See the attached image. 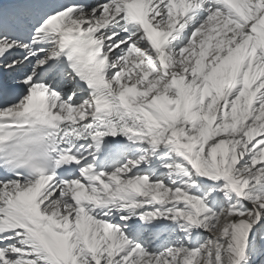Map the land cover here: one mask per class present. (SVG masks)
I'll list each match as a JSON object with an SVG mask.
<instances>
[{"label":"snow or ice","instance_id":"6c2138e0","mask_svg":"<svg viewBox=\"0 0 264 264\" xmlns=\"http://www.w3.org/2000/svg\"><path fill=\"white\" fill-rule=\"evenodd\" d=\"M0 264H264V0H0Z\"/></svg>","mask_w":264,"mask_h":264}]
</instances>
